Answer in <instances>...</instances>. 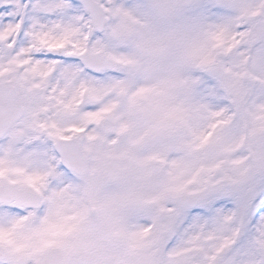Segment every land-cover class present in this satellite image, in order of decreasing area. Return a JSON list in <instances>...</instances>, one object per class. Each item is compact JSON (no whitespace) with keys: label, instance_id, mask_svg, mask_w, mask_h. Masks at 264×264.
I'll return each instance as SVG.
<instances>
[{"label":"snow or ice","instance_id":"6c2138e0","mask_svg":"<svg viewBox=\"0 0 264 264\" xmlns=\"http://www.w3.org/2000/svg\"><path fill=\"white\" fill-rule=\"evenodd\" d=\"M0 264H264V0H0Z\"/></svg>","mask_w":264,"mask_h":264}]
</instances>
